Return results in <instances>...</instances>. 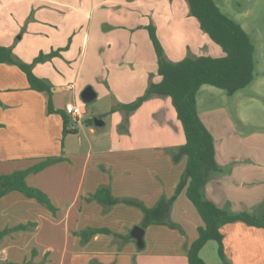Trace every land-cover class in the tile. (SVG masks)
I'll list each match as a JSON object with an SVG mask.
<instances>
[{
	"label": "crops",
	"instance_id": "1",
	"mask_svg": "<svg viewBox=\"0 0 264 264\" xmlns=\"http://www.w3.org/2000/svg\"><path fill=\"white\" fill-rule=\"evenodd\" d=\"M161 1L143 8V0H0V44L10 46L23 30L14 51L18 60L30 64L39 53L66 48L33 70L54 88L52 96L32 90L16 65L0 64V176L27 170L49 157L64 158L27 177V183L44 191L58 208L56 216L17 191L0 199V231L35 225L0 240V264H189L187 252L203 220L185 190L170 215L184 234L164 225L150 226L143 249L133 237L122 242L113 235L128 237L140 227L139 208L117 204L105 210L85 200L109 186L114 197L138 199L152 208L162 197L175 194L186 169V156L179 162L172 157L171 149L185 145L186 137L170 98L145 102L131 116L129 135L117 132L123 112L111 114L114 125L104 132L106 117L103 127L87 126L91 118H86L81 103L86 84L94 85L97 98L112 97L116 107L146 91L150 75L158 71V62L150 67L143 63V59L157 61L145 29L151 22L172 62L225 56L190 15L187 0ZM136 71L140 73L126 75L130 79L125 86L124 75ZM259 85H264V78ZM208 87L200 89L197 109L214 137L215 159L222 171L208 179L204 195L220 209L264 218V126L252 117V110L264 111V101L258 100L264 99V93L256 91L236 100L235 120L228 107L208 106L211 99L202 95L205 91L211 96ZM239 93L234 96L240 97ZM50 97L57 113L48 111ZM71 103L84 116L77 133L64 136L62 114H67ZM88 228L113 234H99L83 243L76 233ZM222 234L225 260L219 244L209 241L200 252L207 264H264L263 229L237 222L224 226Z\"/></svg>",
	"mask_w": 264,
	"mask_h": 264
},
{
	"label": "trees",
	"instance_id": "2",
	"mask_svg": "<svg viewBox=\"0 0 264 264\" xmlns=\"http://www.w3.org/2000/svg\"><path fill=\"white\" fill-rule=\"evenodd\" d=\"M187 1L190 7V15L198 20L201 30L216 45L221 47L225 56L222 58L209 56L187 57L180 62H172L166 57L155 24L150 23L145 29L149 33L157 55V74L161 80L151 82L145 94L136 101L113 108L109 114L99 118L103 119L116 111H121L125 115L123 124H128L130 115L141 108L145 102L157 97L170 98L186 137L185 145L171 149L174 162H179L183 157H187V166L175 194L171 198L162 197L154 207L148 208L138 199L116 198L109 186H102L85 200L96 202L104 206L105 210H109L117 204L139 208L143 212V221L140 227L144 230L153 225H164L171 229H178L184 234L183 229L172 223L170 215L173 204L185 190L187 198L193 203L203 220V226L198 229L197 239L188 249V261L189 264H207L201 258L200 252L209 241H216L219 244V255L221 259L225 260L222 234L224 226L241 222L264 230V218H259L247 212H228L218 208L205 197L204 189L208 179L222 170L215 159L214 137L201 120L197 109V95L205 85L222 89L229 97H232L253 82L256 66L254 58L255 45L242 26L225 15L215 0ZM65 50L66 48L52 51L49 54L42 53L34 59L33 64H26L15 57L11 48L0 44V64L16 65L26 74L32 90L48 92L52 96L54 88L45 80L38 78L32 67L59 57ZM48 111L49 113H57V110L53 107L51 97ZM62 116L64 136L76 134L77 131L71 129L70 116L68 114H62ZM85 123L89 127H94L95 119L86 120ZM127 131L128 129L125 130V132ZM62 161H64L62 157H49L27 170L0 176V199L17 191L29 199H35L56 216L59 211L58 208L44 191L30 186L27 183V177ZM34 226V224H30L0 231V240L13 232ZM76 234L81 237L83 243H86L96 235H111L113 233L108 229L88 228ZM113 235L118 241L122 242H125L126 239H132V236Z\"/></svg>",
	"mask_w": 264,
	"mask_h": 264
},
{
	"label": "rangeland",
	"instance_id": "3",
	"mask_svg": "<svg viewBox=\"0 0 264 264\" xmlns=\"http://www.w3.org/2000/svg\"><path fill=\"white\" fill-rule=\"evenodd\" d=\"M164 1L166 2V4L170 3V0L169 1L164 0ZM215 1H216V4L219 6L221 11L225 15H227L229 18L233 19L234 21H236L237 23H239L242 26V28L250 35L252 42L255 45V57L254 58H255V65H256L255 66V78L256 79L254 78L255 79L254 85H249L247 88L243 89V91L240 90V93L238 95L240 97H235V96L229 97L224 90L218 89L215 87H211V86L208 87L210 90H212L211 96L208 95V93L205 91L202 93V95L207 96L211 99V104H209L208 106L228 107L233 118H235V120H238L239 114L235 110V105L237 102L236 100L240 99L242 95L255 93L256 91H258L260 93H264V85H259L264 78L263 77L264 76V0H215ZM161 2H163V1H161V0L157 1L156 0V2H155L154 0H149V1L143 0L142 5H143V8H148L151 6L153 7L155 4L160 5ZM151 23H153V22H151ZM22 31H23L22 29L19 30V32L16 34V36H14V38L12 39L11 45L8 46V48H11L13 50V53H14L17 45L22 42V40H21ZM113 51H114L113 52L114 56L117 57L119 54L117 52L116 46L113 47ZM89 54H90V51H89ZM14 55H15V53H14ZM39 55H40V53L38 54V56ZM81 55H82V53L78 49L77 50V57L79 58ZM154 56H157V55H154ZM143 60H144L143 63H147V67H150L152 65H157V62H158V59L156 62H154L153 59H152V62H149V61L147 62V60H145V59H143ZM33 61L30 64H33ZM35 66L36 65H33L32 70H34ZM115 69H116L115 67L112 68L113 73L115 72L114 71ZM143 69H144V65H143ZM139 73H140L139 71H136L135 74L132 72L126 73L123 77L124 85L127 86L126 83H129V79H130V78L126 77V75H132L133 76V75H137ZM158 76L159 75H157V72L151 74L150 78H149V84L151 82H154V80L156 78H158ZM121 78H120V80H121ZM46 82H48V81H46ZM103 85L105 86L106 90L109 91L110 85H108L106 82H104ZM121 86L122 85L120 84V88H121ZM88 87L93 88L94 85L86 84L84 86V90ZM123 88H125V87H123ZM145 92L142 95H144ZM141 96H139V97H141ZM136 100H134V101H136ZM258 100L261 103L264 101V99L262 97H258ZM134 101H132V102H134ZM240 101L244 102V100H242V99ZM132 102H129V103H132ZM81 103H83V105L85 107L86 118L90 117L91 119L101 118V117H103V115H101V114L107 115L108 112L112 108L118 107V106L117 107L114 106L115 103H114L112 97L105 96L102 94L100 97H98L96 100H94L92 103H89V104L84 103V101L82 99V95H81ZM129 103H127V104H129ZM249 106H251V105H249ZM133 114H131L130 117L128 118V124H123L125 118L122 119L121 123L119 124V126L117 128L118 133L129 135V133L132 131L131 116ZM252 115H253L252 117H253V119L257 125L264 126V111L252 110ZM110 116L111 115H109L105 118V119H107L106 120L107 125H106V129H104V132H110L112 126L114 125V122ZM257 125H254V126L257 127ZM126 129H128L127 132H125Z\"/></svg>",
	"mask_w": 264,
	"mask_h": 264
},
{
	"label": "water",
	"instance_id": "4",
	"mask_svg": "<svg viewBox=\"0 0 264 264\" xmlns=\"http://www.w3.org/2000/svg\"><path fill=\"white\" fill-rule=\"evenodd\" d=\"M96 98H97V94L92 87L86 88L82 93V99L85 104L92 103ZM104 125L105 122L103 120L98 118L95 119L96 127H103ZM144 235H145V230L139 226L135 227L132 230L131 236L136 240L137 247L139 249H143L145 246Z\"/></svg>",
	"mask_w": 264,
	"mask_h": 264
},
{
	"label": "built area",
	"instance_id": "5",
	"mask_svg": "<svg viewBox=\"0 0 264 264\" xmlns=\"http://www.w3.org/2000/svg\"><path fill=\"white\" fill-rule=\"evenodd\" d=\"M66 112L70 116L72 120V130H76L77 125L81 123L83 120V113L80 107L76 106L75 104H67L66 106Z\"/></svg>",
	"mask_w": 264,
	"mask_h": 264
}]
</instances>
